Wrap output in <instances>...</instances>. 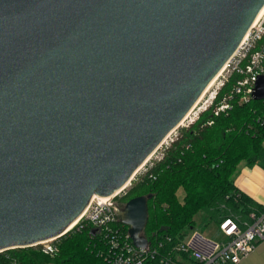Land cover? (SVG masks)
Segmentation results:
<instances>
[{
    "label": "water",
    "instance_id": "1",
    "mask_svg": "<svg viewBox=\"0 0 264 264\" xmlns=\"http://www.w3.org/2000/svg\"><path fill=\"white\" fill-rule=\"evenodd\" d=\"M263 8L264 0H0V252L61 238L95 196L131 183ZM256 85L253 99L264 101V74ZM152 198L118 210L138 247L149 243Z\"/></svg>",
    "mask_w": 264,
    "mask_h": 264
},
{
    "label": "trees",
    "instance_id": "2",
    "mask_svg": "<svg viewBox=\"0 0 264 264\" xmlns=\"http://www.w3.org/2000/svg\"><path fill=\"white\" fill-rule=\"evenodd\" d=\"M229 90L230 85L218 101ZM213 110L203 112L195 124L185 128L163 160L118 200L124 206L134 197L152 195L145 228L150 241L183 237L184 229L194 227L202 212L219 223L230 216L248 218L263 210L235 186L234 178L241 162L253 164L263 152L264 101L234 102L228 114L218 117ZM178 189L184 191L182 199ZM93 230L90 224H84L81 231L75 227L60 238L52 255L44 253L41 246L0 252V264H110L105 258L106 247Z\"/></svg>",
    "mask_w": 264,
    "mask_h": 264
},
{
    "label": "built area",
    "instance_id": "3",
    "mask_svg": "<svg viewBox=\"0 0 264 264\" xmlns=\"http://www.w3.org/2000/svg\"><path fill=\"white\" fill-rule=\"evenodd\" d=\"M263 74L264 12L254 21L238 51L223 68L221 76L213 86H216V89L197 107H193L182 126L189 128L211 107H214V115L218 117L228 114L233 109L234 102L248 103L253 99L256 83ZM228 85L229 92L223 94L218 101L222 90ZM212 123L213 121L208 122L209 125ZM178 136L170 138V135L162 143L156 152L165 144L163 152L145 173L163 160L166 150ZM125 189L108 199L93 198L85 209L86 213L80 224L76 226L77 231H81L84 224H90L93 229L99 230L97 235L106 247L105 258L110 264H240L264 242L263 208L260 213L252 212L248 218L230 216L224 219L214 238L204 235L194 227H187L183 231V237H166L163 240L156 237L153 241L147 238V247H138L130 237L129 227L120 221L118 213L119 208L123 206L116 199L122 197ZM124 226H127L128 230ZM54 241L37 246H41L44 253L52 255L57 248Z\"/></svg>",
    "mask_w": 264,
    "mask_h": 264
},
{
    "label": "rangeland",
    "instance_id": "4",
    "mask_svg": "<svg viewBox=\"0 0 264 264\" xmlns=\"http://www.w3.org/2000/svg\"><path fill=\"white\" fill-rule=\"evenodd\" d=\"M215 89H216V86L213 87V89L211 90V92L214 91ZM209 95H210V93L208 95H206V98H208ZM183 130H185V127L181 125L180 127H178L171 134V137L170 138H175L176 135H180L183 132ZM170 138L168 139L169 141H170ZM164 148H165V144H163V146L153 155V157L147 162L146 166H144L135 175V177L133 178V180L131 181V183L128 185V187L125 189V191L122 192V197L124 195H126L128 192H130L138 184H140V181H141L140 178H141V176H143L145 174L146 170L148 168H150L151 164L154 163L157 160V157L160 156V154L163 152ZM176 193H177V195H178V197L180 199H182L184 197V191H183V189H178V191ZM119 199L120 198L118 197L116 200H119ZM223 209H225V208H223ZM231 214H234V213H231ZM220 223H221V221L219 223H216L214 220L208 218L207 215L202 212L196 218L195 223H194V228H196V230L202 232L204 235H206L208 237L214 238V237L217 236V233H218V230L217 229H219L218 226H220ZM149 230H151V227L149 228ZM59 240H60V238L57 239V240H55L54 243L58 244L59 243ZM242 264H264V247L262 248V250L256 251L253 254H251L245 261H243Z\"/></svg>",
    "mask_w": 264,
    "mask_h": 264
},
{
    "label": "crops",
    "instance_id": "5",
    "mask_svg": "<svg viewBox=\"0 0 264 264\" xmlns=\"http://www.w3.org/2000/svg\"><path fill=\"white\" fill-rule=\"evenodd\" d=\"M234 182L242 193L264 208V143L263 152L257 162L248 164L243 161L239 164ZM263 247L264 243H261L256 251Z\"/></svg>",
    "mask_w": 264,
    "mask_h": 264
},
{
    "label": "bare ground",
    "instance_id": "6",
    "mask_svg": "<svg viewBox=\"0 0 264 264\" xmlns=\"http://www.w3.org/2000/svg\"><path fill=\"white\" fill-rule=\"evenodd\" d=\"M263 12H264V8L262 9V11L260 12V14L258 15V16H261L262 14H263ZM222 72V71H221ZM221 72L218 74V76L211 82V84L208 86V88L205 90V92L203 93V95L201 96L202 98H200L199 99V101L196 103V105L194 106V107H197L205 98H206V95H208L210 92H211V90H212V87L216 84V82H217V80H218V78H219V76H221ZM210 91V92H209ZM209 92V93H208ZM208 93V94H207ZM183 123V122H182ZM182 123H181V125H182ZM180 125V126H181ZM171 135V134H170ZM156 152V151H155ZM155 152L149 157V159L155 154ZM149 159H147V161L149 160ZM146 161V162H147ZM146 163H144V165H145ZM143 165V166H144ZM140 168H142V167H140ZM139 172V171H138ZM137 172V173H138ZM130 184V183H129ZM129 184H127L124 188H127L128 187V185ZM95 197H97V196H95ZM94 197V198H95ZM99 198V197H98ZM101 198V197H100ZM108 198H111V197H103L102 199H108ZM85 213H86V210L83 212V214L67 229V231H70V230H72L74 227H76L78 224H80L79 222L81 221V219H82V217L85 215ZM66 231V232H67Z\"/></svg>",
    "mask_w": 264,
    "mask_h": 264
}]
</instances>
